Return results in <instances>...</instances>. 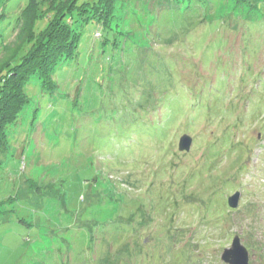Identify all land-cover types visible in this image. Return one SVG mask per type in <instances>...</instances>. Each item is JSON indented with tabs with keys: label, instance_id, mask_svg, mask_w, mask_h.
Listing matches in <instances>:
<instances>
[{
	"label": "rangeland",
	"instance_id": "1",
	"mask_svg": "<svg viewBox=\"0 0 264 264\" xmlns=\"http://www.w3.org/2000/svg\"><path fill=\"white\" fill-rule=\"evenodd\" d=\"M33 1L24 17L29 0H0V71L61 18ZM115 1L104 28L78 0L56 91L24 87L0 264H225L235 237L264 264V0Z\"/></svg>",
	"mask_w": 264,
	"mask_h": 264
},
{
	"label": "trees",
	"instance_id": "2",
	"mask_svg": "<svg viewBox=\"0 0 264 264\" xmlns=\"http://www.w3.org/2000/svg\"><path fill=\"white\" fill-rule=\"evenodd\" d=\"M45 1L50 3V8L54 9L57 17L61 16L60 20L45 26L37 34L32 32L36 42L33 41L30 44V49L16 64L12 63L0 71V168L7 152L6 132L9 126L13 127L17 123L19 113L29 104L28 98L24 94V87L28 81L37 76L42 92L53 94L56 91L53 79L55 71L63 63L73 60L77 56L81 39L80 31L76 26L73 27L72 24L66 23L65 20L67 21V15L76 9L78 0ZM33 3V0H29L25 10H23L24 17H30ZM115 3V0L85 2L78 11L80 13L79 20L83 18L82 23L94 22L108 28L110 21L106 22L104 19L109 16L113 17ZM98 13L101 15L98 16ZM32 46H35V50L33 49L30 53ZM1 204L0 215L4 216L6 212L2 210Z\"/></svg>",
	"mask_w": 264,
	"mask_h": 264
},
{
	"label": "water",
	"instance_id": "3",
	"mask_svg": "<svg viewBox=\"0 0 264 264\" xmlns=\"http://www.w3.org/2000/svg\"><path fill=\"white\" fill-rule=\"evenodd\" d=\"M192 140L188 136L181 137L179 141V150L188 152L190 150ZM239 195L235 194L228 199V206L232 209L237 208ZM221 260L225 264H248V252L240 243L238 237L233 238L231 246L225 249L221 255Z\"/></svg>",
	"mask_w": 264,
	"mask_h": 264
}]
</instances>
